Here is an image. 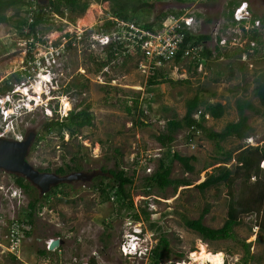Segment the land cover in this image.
Here are the masks:
<instances>
[{"label":"rangeland","instance_id":"obj_1","mask_svg":"<svg viewBox=\"0 0 264 264\" xmlns=\"http://www.w3.org/2000/svg\"><path fill=\"white\" fill-rule=\"evenodd\" d=\"M229 1L159 0L150 14H142L140 18L153 20L157 14L167 11L199 13L203 22L199 33L212 37L208 45L213 51L217 35H222L226 39L225 45L229 43L230 48L246 47L248 38L239 26L225 27L228 25L225 13ZM245 1L253 12L264 16V0ZM112 6L109 1L93 2L85 14L74 21L68 18V13L65 17L54 16L52 29L41 35L52 43H63L68 33L75 35L84 31L88 35L98 29L97 23L111 15ZM14 12L10 9L7 13L13 15ZM207 18L211 20L207 21ZM259 29L263 44L259 45L258 52L251 49V54H245L243 60L213 57L198 67L190 64L189 59L179 65L172 61L165 65L170 77L188 82H166L152 92H148L147 87L150 66L141 57L119 56L99 70L100 61L107 59L108 53L99 45L91 48L87 35L75 47L66 48L59 68L65 74L61 84L74 82L88 86L80 94H77L79 87H72L60 97L62 114L71 107L80 110L89 105L95 114L94 124L74 136L65 132L62 138L57 131L45 135L42 127L49 116L42 106L36 109L37 112L18 119L17 123L10 119L3 123L23 137L27 131L36 130L35 146L28 156L36 168L55 169L64 161H70L76 153L81 156L78 163L83 170L113 169L119 164L134 178V184L128 188L135 208L121 207L120 202L102 196L96 188L100 179L94 183L76 182L62 186V194L51 196L49 200L42 199L43 207L36 215L32 233L23 235L13 258L8 232L14 220L26 216L30 197L17 187L11 173L0 170V264H90L91 259L95 260L94 264H150L147 258L121 255L129 221L138 229L142 224L144 233L139 247L144 251H150L162 234L170 239L171 256L163 264H193L191 254L197 250L223 252V264H264V232L259 228L262 213L242 215L240 225L235 227L234 236L229 239L205 240L185 224L186 218H198L208 206L210 210L204 223L213 228L223 226L233 198L247 194V187L254 182V179L246 181L242 176L232 185L222 183L204 191L197 187L216 167L223 165L217 160L223 157L222 153L240 146L264 148V107L255 94V79L264 70L262 21ZM27 50V41L11 25L0 24V85L22 67ZM214 55L217 57L218 54ZM140 62L144 66L140 67ZM230 64L233 69L229 68ZM198 93L210 103L220 102L227 106L221 118L209 115L205 123L207 128L222 131L229 122L238 121V101H248L253 104V108L245 110L251 130L244 139L233 136L223 141L210 139L206 132H201L196 144L187 143V129L180 130L170 148L184 156H197V161L192 162L195 169L189 172L168 153V148L161 145L157 136L165 130L167 119L185 116L187 100ZM147 95L149 99L141 102V108L148 114L151 124L143 126L136 122L140 118L139 112H128L127 106H131L137 96ZM64 101L68 104L66 110ZM38 135L45 136L36 141ZM161 158L172 167V178H185L191 184L179 186L177 190L174 186L153 187L151 194H147L146 178L156 171ZM224 165L235 171L237 163L232 159ZM34 192L40 194L38 189ZM142 208L147 209L149 217L142 214ZM134 213L141 215V219L134 220L131 217ZM58 234L62 239L60 249L46 257L41 256L39 251L48 248V242ZM245 244H250L249 254Z\"/></svg>","mask_w":264,"mask_h":264},{"label":"trees","instance_id":"obj_2","mask_svg":"<svg viewBox=\"0 0 264 264\" xmlns=\"http://www.w3.org/2000/svg\"><path fill=\"white\" fill-rule=\"evenodd\" d=\"M105 1L113 3L110 13L111 15L106 17L102 23L97 24V30H111V28L116 25L114 17L126 21L144 23L146 27H151L153 22L148 19L142 20L140 16L145 13L150 14L152 10L157 7V3L159 2V0H48L46 4H43L40 0H0V24L4 23L11 25L19 33L21 38L27 41L28 47H30L26 56L27 59L31 56V48L35 47L38 42L45 41L41 34H45L44 32L52 29V20H54L55 14L59 17H65L66 13H68V18H70L71 21H74L77 17H81L85 14L91 3H101ZM179 1L183 2L184 0ZM242 1L245 0L229 1L227 5L228 11L225 13L228 25H225V27L231 25L239 26L248 38L246 47L233 46L230 48L229 43H227V45H222L220 44L222 35H217V42L213 51L208 45V42L212 39L210 35L203 33L193 34L191 31H185L186 36L182 48L175 53L172 60L162 58L163 63L161 65H157L155 60L152 62L147 79L148 92H152L155 88L157 89L158 85L166 82H188L187 79L175 81L170 77V74H168L165 69V65L171 63L172 61L174 64L179 65L189 59L190 64H194L198 67L201 62L204 60L210 61L213 57H226L229 59L237 58L238 60H243V56H245V54H251V49L258 52L259 45L263 44V35L259 27L254 26L246 28L243 24L245 21H243L241 25H238L234 19L235 7L239 6ZM10 9L15 10L13 15H8L7 12ZM249 10L252 13V24H254L256 20H259L262 21L263 26L264 16L262 17L261 15L256 14L251 8H249ZM169 13H176L177 15H180L182 14V11L161 12L157 14L155 21H162ZM198 16L200 17L201 14H198ZM206 20L210 21L211 19L207 18ZM59 28L60 30L63 29L62 26ZM67 36L71 35L68 33ZM251 43L253 45H251ZM71 47L72 40L68 43L67 48L69 49ZM191 47H198L196 54L192 51ZM186 49L190 50V53L187 55L185 54ZM105 51L108 53V57L107 59L100 61L99 70L106 67L112 60L117 59V57L121 54L120 49L117 47L114 48L113 45L107 47ZM138 53L141 54L140 52ZM214 54H218L217 57ZM132 56L133 55L127 54L125 57L129 59ZM229 68L233 69V65L230 64ZM164 69L165 71H163ZM21 75L22 71L20 70L13 72L10 77H8L4 83L0 85V94H4L11 90L15 83L21 81ZM255 81V94L260 99L261 105L264 107V70L257 75ZM87 86L88 85L86 83L69 82L68 85L65 86L64 92L69 91L72 87H79L80 89L77 91V94H80L83 92L84 88H87ZM214 95L215 94H213V96ZM144 99L148 100V95L147 97L142 98L137 96V98L134 99L133 104L131 106H127V110L131 113L132 111H138L140 118L136 119V122H139L143 126H148L151 124V122L148 121V114L141 108V102ZM246 108H253V104L248 101H238L240 119L235 122H229L222 131H213L205 125L208 118L207 115H210L215 119H219L225 114L227 106L220 102L210 103L204 99L203 95L198 93L187 100V111L183 118L178 119L174 116L167 119L166 128L160 135L157 136V139L162 146L168 148V153L174 159H178L184 165L185 170L193 172L195 167L192 162L197 161V156H184L177 151L171 150L170 148L171 143H173L176 139V134L182 129H187L188 132L186 135V141L188 144H196V138L199 137L201 132H206L210 139H215L217 141H223L233 136L244 139L249 135L247 131L251 130V127L248 125V117L245 115ZM165 110L168 111V107H165ZM48 118L49 120L44 123L42 127L43 131H45V135L50 134L53 131H57L59 135L64 138L65 132L74 136L78 135L84 127L92 126L94 124L95 114L90 110V106L88 105L80 110L77 108L72 109L66 116H60V114L56 113L54 117ZM45 135H38L36 141H40ZM234 152L237 153L234 155ZM222 155L223 157L217 160H219L218 162L223 165L216 167L215 171L209 174L202 183L197 185V187L204 191L207 188L220 185L222 183L232 185L236 178H240L242 176L246 181L254 179V182L247 187V194L240 195L238 198H233L229 206L228 217L223 226L213 228L204 223V217L210 210V207L208 206L204 208L198 218H186L185 224L192 230L199 233L205 240L214 241L229 239L234 236L235 227L240 225L242 215L257 212L262 213L259 221V228L262 232H264V171L261 168V162L264 159V148L259 146H248L244 148L240 146L236 150L226 151L222 153ZM80 157L81 156L76 153L70 161H64L62 165L56 166L54 172L59 175H65L69 172L82 170V166L78 163ZM232 159H235L237 163L235 171L224 165L229 163ZM159 160L160 161L156 171L146 178L147 194H151V189L153 187L165 189L169 186H174L177 190L179 186L191 184V182L185 178H172V167L167 164L165 159L161 158ZM46 170L52 171L50 167H47ZM102 170L109 171L112 176L99 177L100 180L97 182L96 188L100 191V194L106 199H113L120 202L121 207L134 209V201L128 188L129 185L132 186L134 184V178L129 176L125 168H121L119 164L113 169H106L102 167ZM12 176L17 187L30 197V201L27 205L26 216H24V218L14 220L13 224L18 222L22 225L31 224L33 227L35 225L36 215L43 207L41 202L42 199L49 200L51 196H57L60 193L62 194L63 190L60 189L62 186H71L67 183H62L57 186H53L52 189L44 196H40V194H36L34 192L38 188L25 177L18 174H12ZM103 179H108L109 181L105 182ZM142 214L146 217H149L150 215L147 209L144 208H142ZM131 217L134 220L141 219V215L138 213L132 214ZM31 230L26 231L27 236L31 235ZM57 237H61V235L58 234ZM245 246L246 251L249 254L250 244H245ZM58 249H60V247L54 251H57ZM54 251L44 248L39 251V254L46 257L49 253ZM171 251L172 248L170 239L165 234L160 235L158 241L150 250V264H161V262L171 256ZM12 256L15 258L14 255ZM94 263L95 260L91 259L90 264Z\"/></svg>","mask_w":264,"mask_h":264},{"label":"built area","instance_id":"obj_3","mask_svg":"<svg viewBox=\"0 0 264 264\" xmlns=\"http://www.w3.org/2000/svg\"><path fill=\"white\" fill-rule=\"evenodd\" d=\"M238 12H241V10L237 9L236 12L237 19L240 20L242 15L238 16ZM54 16L58 17V15ZM245 16L247 17V15ZM114 21H116V25L109 31L99 30L88 35L82 31L71 36L65 35L64 42L61 41L59 44L49 42L44 38V42H38L35 47L31 48V56L26 59L30 49L28 47L23 65L19 69L22 71L21 81L15 83L11 90L0 94V137H11L13 135L15 138L22 139V135H17L14 129L7 128L3 121L10 119L17 123L18 119H23V116L37 112L36 109L41 106L44 113L49 117H54L56 113L60 116H66L72 110V107L68 110L65 109L66 111H63L62 114L60 97L66 94L64 92L66 85L61 84V79L65 74L59 69L61 68V59L66 53V48L71 40L72 47H75L83 42L85 35H87V41L91 48H97L99 45L101 48L106 49L113 45L114 48L120 49L121 54L119 56L125 57L130 54L141 57L145 63H149V66L154 60L157 65H161L163 63L162 58L172 60L175 53L181 50L186 36L185 31L197 34L203 24L202 19L191 11H184L180 15L169 13L167 17L155 23L152 27H146L136 21L121 19H114ZM256 23L259 24V21ZM220 44H226V39L223 36ZM191 49L196 54L198 47H191ZM189 53L190 50L186 49L185 54ZM141 66H144L142 62H140ZM207 117L209 116L207 115ZM262 165L264 166V160ZM128 225V232L125 234L120 248L121 255L126 258L133 256L147 258V261L150 262V251H144L143 249L137 251L141 240L137 233H144L142 224L139 226L140 229L134 227L132 221H129ZM130 227L132 230L129 229ZM32 228L31 224L22 225L18 222L13 224L8 232L9 248L13 255L16 256L23 235ZM52 240L48 242V247ZM135 253L137 254L134 255Z\"/></svg>","mask_w":264,"mask_h":264},{"label":"water","instance_id":"obj_4","mask_svg":"<svg viewBox=\"0 0 264 264\" xmlns=\"http://www.w3.org/2000/svg\"><path fill=\"white\" fill-rule=\"evenodd\" d=\"M40 1L43 4L48 2V0ZM36 136V130L32 129L27 131L24 139L0 137V170L25 177L38 188L40 196H44L53 186L62 183L72 184L78 181L85 182L99 174L111 176L110 172H104L100 169L95 170L93 173L74 171L65 175L39 170L28 160ZM61 243V238H54L49 243L48 249L54 251L60 247Z\"/></svg>","mask_w":264,"mask_h":264},{"label":"clouds","instance_id":"obj_5","mask_svg":"<svg viewBox=\"0 0 264 264\" xmlns=\"http://www.w3.org/2000/svg\"><path fill=\"white\" fill-rule=\"evenodd\" d=\"M249 8H250V6H249V4H248V2L247 1H242L241 3H240V5L239 6H237L236 7V9H235V12H234V19L236 20V22L238 23V25H241L242 24V22L243 21H245V22H243V24L244 25H248L249 27H254V26H256V27H260L261 26V21H259V20H256L255 21V23L254 24H252V22H251V20H252V13H251V11L249 10ZM237 9H240L241 10V12H238V16L241 14L242 15V17H241V19L240 20H238L237 19V16H236V12H237ZM183 13V12H182ZM198 14L199 13H197L196 14V16L197 17H199L198 16ZM56 15V14H55ZM245 15H247V17L245 16ZM249 16V17H248ZM199 18H202V16H200ZM114 19H119V18H115L114 17ZM122 20V19H121ZM126 21V20H125ZM152 22H153V24L151 25V27L153 26V25H155V23H158V22H156L155 21V18L153 19V20H151ZM257 21H259V24L258 23H256ZM102 23V22H101ZM139 23V22H138ZM97 24H99V23H97ZM141 24H144V23H141ZM145 25V24H144ZM237 26V25H236ZM248 27V28H249ZM91 30V29H90ZM95 31H99V30H95ZM197 34H200V33H197ZM26 136V135H25ZM6 138H12V139H18V138H15V137H13V135H11V137H6ZM25 137H23L22 139H24ZM264 160V159H263ZM263 160H262V162H263ZM262 162H261V168L263 169V171H264V166L262 165ZM130 230H132V228L130 227L129 228ZM142 232H139V233H137V235H139L140 237H142ZM140 250H142V248L141 247H138V250L137 251H140ZM151 250V249H150ZM137 253H135L134 255H136Z\"/></svg>","mask_w":264,"mask_h":264},{"label":"bare ground","instance_id":"obj_6","mask_svg":"<svg viewBox=\"0 0 264 264\" xmlns=\"http://www.w3.org/2000/svg\"><path fill=\"white\" fill-rule=\"evenodd\" d=\"M64 103L66 104L65 109H67L68 104L65 101ZM191 257L193 260V264H223L224 262V253L221 251L212 252L209 250H197L196 252H193L191 254Z\"/></svg>","mask_w":264,"mask_h":264},{"label":"flooded vegetation","instance_id":"obj_7","mask_svg":"<svg viewBox=\"0 0 264 264\" xmlns=\"http://www.w3.org/2000/svg\"><path fill=\"white\" fill-rule=\"evenodd\" d=\"M25 135H26V134H25ZM46 168H47V167H45V168H38V169L41 170V171H47ZM51 170H52V171H48V172H54V169H51ZM95 170H97V169H94V170H83V169H82V170H80V171H86V172H88V173H93ZM100 170H102V168H101ZM104 172H109V171H104ZM69 173H71V172H69ZM69 173H68V174H69ZM100 176L111 177L112 175H111V176H106V175H100V174H99V175L93 176L91 179L85 181V183H86V182H88V183H89V182H90V183H94V182H96V181L99 179ZM79 182H81V181H78V183H79ZM74 183H76V182H74ZM74 183L69 184V185H73ZM67 184H68V183H67Z\"/></svg>","mask_w":264,"mask_h":264}]
</instances>
